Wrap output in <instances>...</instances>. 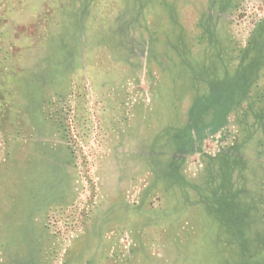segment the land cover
Returning a JSON list of instances; mask_svg holds the SVG:
<instances>
[{
	"label": "rangeland",
	"instance_id": "obj_1",
	"mask_svg": "<svg viewBox=\"0 0 264 264\" xmlns=\"http://www.w3.org/2000/svg\"><path fill=\"white\" fill-rule=\"evenodd\" d=\"M0 264H264V0H0Z\"/></svg>",
	"mask_w": 264,
	"mask_h": 264
},
{
	"label": "trees",
	"instance_id": "obj_2",
	"mask_svg": "<svg viewBox=\"0 0 264 264\" xmlns=\"http://www.w3.org/2000/svg\"><path fill=\"white\" fill-rule=\"evenodd\" d=\"M10 44H5L2 40V32L0 31V162L7 160L10 154L12 143L17 145L22 140L23 132L20 128L13 130L14 122L10 119L12 106V94H14L7 76L11 74L7 66L10 51ZM1 168V166H0Z\"/></svg>",
	"mask_w": 264,
	"mask_h": 264
}]
</instances>
